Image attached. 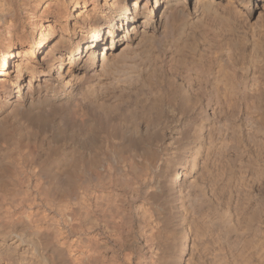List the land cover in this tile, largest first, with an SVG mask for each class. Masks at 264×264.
Instances as JSON below:
<instances>
[{
    "label": "bare ground",
    "instance_id": "1",
    "mask_svg": "<svg viewBox=\"0 0 264 264\" xmlns=\"http://www.w3.org/2000/svg\"><path fill=\"white\" fill-rule=\"evenodd\" d=\"M101 12L0 79V264H264V0Z\"/></svg>",
    "mask_w": 264,
    "mask_h": 264
},
{
    "label": "rangeland",
    "instance_id": "2",
    "mask_svg": "<svg viewBox=\"0 0 264 264\" xmlns=\"http://www.w3.org/2000/svg\"><path fill=\"white\" fill-rule=\"evenodd\" d=\"M15 1L20 5L15 28L10 35L6 34L4 27L0 28L1 45L11 44L10 49L14 50V55L7 57V65L0 66V79L12 80L18 67L26 63H39L45 47L47 48L54 38L84 31V20L102 13V3L110 0H100V3L96 0ZM8 19L10 18L7 17L6 21ZM41 36L45 40L44 46L39 49L37 45ZM14 43L16 44L13 45ZM32 43L33 47L30 46Z\"/></svg>",
    "mask_w": 264,
    "mask_h": 264
}]
</instances>
